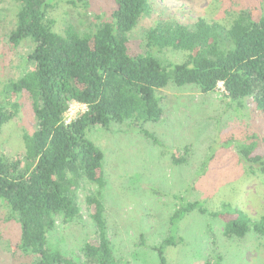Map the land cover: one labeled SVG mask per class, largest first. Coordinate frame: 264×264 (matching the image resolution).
<instances>
[{"label": "trees", "instance_id": "trees-1", "mask_svg": "<svg viewBox=\"0 0 264 264\" xmlns=\"http://www.w3.org/2000/svg\"><path fill=\"white\" fill-rule=\"evenodd\" d=\"M15 1L18 10L9 40L17 46L30 38L35 46L23 74L5 84L4 94L28 98L38 128L24 133L23 155L0 156V199L13 210L21 226L18 247L31 250L37 259L33 264H83L53 247L49 236L56 217L79 215L76 189L82 179L106 184L104 152L88 136L95 126L161 121V92L169 86L190 85L207 94L222 84L233 102L243 106L252 98L255 109L264 114V13L258 17L245 9L228 23L203 17L191 25L159 21L147 30L143 50L138 51L130 46L131 34L149 0H114L110 18L85 33L70 24L57 32L47 12L52 0ZM168 53H180L183 59L172 61ZM72 102L86 108L66 123ZM12 105H0V131L17 115L18 100ZM261 143L264 136L240 152L250 168L258 165L264 175V153L257 150ZM173 156L176 163L184 162L178 153ZM87 201L98 240L83 247L84 264H126L108 238L102 200L90 196ZM193 210L209 212L200 201H186L172 223ZM209 213L224 222L228 238L264 235V213L255 218L230 205ZM177 238L170 235L156 247L160 264H169L165 250L182 240Z\"/></svg>", "mask_w": 264, "mask_h": 264}, {"label": "rangeland", "instance_id": "rangeland-1", "mask_svg": "<svg viewBox=\"0 0 264 264\" xmlns=\"http://www.w3.org/2000/svg\"><path fill=\"white\" fill-rule=\"evenodd\" d=\"M114 0H52L48 15L54 29L63 33L70 24L85 33L108 20ZM256 16L264 13V0H149L131 34V48L142 51L147 30L159 21L191 25L203 17L228 23L243 10ZM18 4L0 0V105L12 109L18 100L17 115L0 131V156L23 155L24 133H32L38 122L28 98H9L4 86L21 76L27 55L34 49L32 39L19 45L9 40L15 25ZM172 61L180 53H168ZM164 117L142 125L112 122L109 129L95 126L89 138L104 152L106 184L82 179L76 189L80 213L73 219L56 217L49 243L65 255L85 263L82 252L89 241L98 240L87 198H100L104 205L107 235L115 255L126 264H160L156 247L170 235L179 243L168 246L169 264H264V235L254 232L228 238L224 222L210 211L226 206L239 207L250 216L264 213V175L258 165L250 168L240 149L264 136V114L255 109L252 98L244 105L233 102L222 84L202 93L194 86L162 89ZM14 101V102H13ZM69 118L85 110L72 102ZM68 118V120H70ZM143 129L156 140L147 136ZM264 153V143L257 149ZM174 152L184 162L174 161ZM186 201H200L209 212L190 211L172 223L176 210ZM21 226L9 205L0 199V264H33L37 259L20 243Z\"/></svg>", "mask_w": 264, "mask_h": 264}, {"label": "built area", "instance_id": "built-area-1", "mask_svg": "<svg viewBox=\"0 0 264 264\" xmlns=\"http://www.w3.org/2000/svg\"><path fill=\"white\" fill-rule=\"evenodd\" d=\"M85 106V105H84ZM70 107H71V105H70ZM86 107V106H85ZM70 111H71V108L68 110V112L66 113V115H65V122L66 123H68V122H70L72 119H74V118H69L70 117ZM68 118L70 119V120H68Z\"/></svg>", "mask_w": 264, "mask_h": 264}]
</instances>
